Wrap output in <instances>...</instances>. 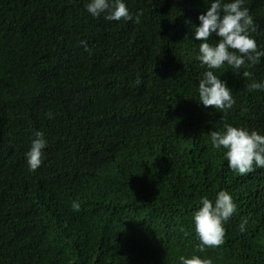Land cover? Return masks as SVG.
Instances as JSON below:
<instances>
[{
    "label": "trees",
    "instance_id": "1",
    "mask_svg": "<svg viewBox=\"0 0 264 264\" xmlns=\"http://www.w3.org/2000/svg\"><path fill=\"white\" fill-rule=\"evenodd\" d=\"M85 2L0 0V264H180L199 242L200 196L220 189L236 211L202 255L264 264V168L235 172L209 136L225 123L264 131V90L246 87L264 57L213 69L234 104L205 107L192 39L204 0H126L138 23ZM243 6L264 48V0ZM37 129L47 145L32 170Z\"/></svg>",
    "mask_w": 264,
    "mask_h": 264
},
{
    "label": "clouds",
    "instance_id": "2",
    "mask_svg": "<svg viewBox=\"0 0 264 264\" xmlns=\"http://www.w3.org/2000/svg\"><path fill=\"white\" fill-rule=\"evenodd\" d=\"M206 5L199 13V23L195 25L192 39L199 41L196 59L205 66L202 78L198 80L196 92L198 101L207 107L228 110L234 104L232 90L221 76L214 74L213 69L222 65L239 69L247 62L248 67L264 57V48H259L251 32L254 30L253 18L244 0H204ZM85 9L92 17L103 14L107 21L134 19L139 22V12L133 16L126 0H86ZM214 35L213 42L209 37ZM241 75L247 77V70ZM250 90H264V79L252 80L246 85ZM51 116V113H47ZM209 136L213 149H225L223 152L227 166L239 174L251 172L255 168H264V131L249 129L240 125L225 123L220 130H210ZM47 145L44 132L34 130L30 139V147L25 152L27 164L34 170L41 164L43 150ZM71 207L79 204L72 202ZM236 211V203L232 195L220 189L214 198L201 195L199 206L192 212V225L198 243L191 255H180V264H212L210 258L202 255L206 247H214L223 243L224 222ZM246 221L239 227L244 231ZM183 231V226H181ZM200 253V254H198Z\"/></svg>",
    "mask_w": 264,
    "mask_h": 264
}]
</instances>
